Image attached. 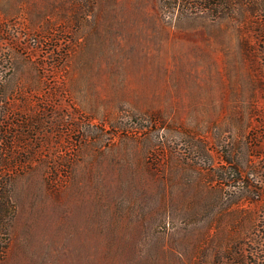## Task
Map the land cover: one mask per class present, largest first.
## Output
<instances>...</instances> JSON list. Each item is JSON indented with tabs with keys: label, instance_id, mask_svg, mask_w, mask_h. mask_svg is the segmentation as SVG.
<instances>
[{
	"label": "rangeland",
	"instance_id": "obj_1",
	"mask_svg": "<svg viewBox=\"0 0 264 264\" xmlns=\"http://www.w3.org/2000/svg\"><path fill=\"white\" fill-rule=\"evenodd\" d=\"M262 4L0 0V264H264Z\"/></svg>",
	"mask_w": 264,
	"mask_h": 264
},
{
	"label": "trees",
	"instance_id": "obj_2",
	"mask_svg": "<svg viewBox=\"0 0 264 264\" xmlns=\"http://www.w3.org/2000/svg\"><path fill=\"white\" fill-rule=\"evenodd\" d=\"M263 23L258 27L257 33L262 36L264 41V0H263ZM255 140L264 141V121L260 125L259 131H256L254 135ZM261 148V146H259ZM262 153L264 154V147H262ZM227 161V160H226ZM228 163L230 161L228 160ZM235 174L241 173L239 169L233 168ZM56 171L52 172V176L48 178V184L53 185ZM12 177L9 173L0 175V254L4 253L10 242V226L15 216V203L12 195ZM231 263V262H230ZM196 264H203V262H197Z\"/></svg>",
	"mask_w": 264,
	"mask_h": 264
}]
</instances>
